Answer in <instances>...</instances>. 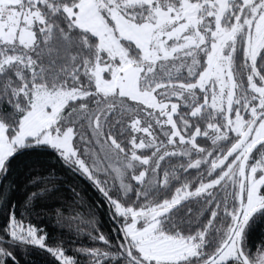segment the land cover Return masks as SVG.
<instances>
[{
	"label": "snow or ice",
	"instance_id": "1",
	"mask_svg": "<svg viewBox=\"0 0 264 264\" xmlns=\"http://www.w3.org/2000/svg\"><path fill=\"white\" fill-rule=\"evenodd\" d=\"M258 227L264 0H0V264H264Z\"/></svg>",
	"mask_w": 264,
	"mask_h": 264
},
{
	"label": "trees",
	"instance_id": "2",
	"mask_svg": "<svg viewBox=\"0 0 264 264\" xmlns=\"http://www.w3.org/2000/svg\"><path fill=\"white\" fill-rule=\"evenodd\" d=\"M91 194V193H90ZM102 222L104 224H108V220L107 217L102 216ZM264 231V229L261 228H257L255 229L254 233H253V240L256 241L257 243L259 242V239L261 237V232ZM33 264H38V258H33Z\"/></svg>",
	"mask_w": 264,
	"mask_h": 264
}]
</instances>
